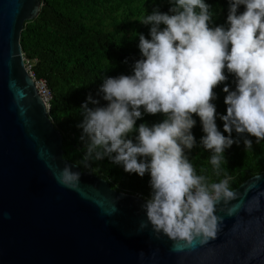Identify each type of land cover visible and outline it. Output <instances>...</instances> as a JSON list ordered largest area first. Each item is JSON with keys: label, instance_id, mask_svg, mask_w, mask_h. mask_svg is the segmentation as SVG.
<instances>
[{"label": "trees", "instance_id": "trees-1", "mask_svg": "<svg viewBox=\"0 0 264 264\" xmlns=\"http://www.w3.org/2000/svg\"><path fill=\"white\" fill-rule=\"evenodd\" d=\"M19 43L63 157L116 191L165 204L264 172V0H40Z\"/></svg>", "mask_w": 264, "mask_h": 264}, {"label": "water", "instance_id": "water-1", "mask_svg": "<svg viewBox=\"0 0 264 264\" xmlns=\"http://www.w3.org/2000/svg\"><path fill=\"white\" fill-rule=\"evenodd\" d=\"M39 7L0 0V264H264V172L180 210L63 157L19 43Z\"/></svg>", "mask_w": 264, "mask_h": 264}, {"label": "built area", "instance_id": "built-area-1", "mask_svg": "<svg viewBox=\"0 0 264 264\" xmlns=\"http://www.w3.org/2000/svg\"><path fill=\"white\" fill-rule=\"evenodd\" d=\"M26 66L30 71L29 65ZM30 74L32 75V72H30ZM35 84L39 95L42 97L43 101L48 106L49 101L51 99V91L42 79H35ZM223 193L224 182L218 184L214 190L207 193L200 191L198 188H193L186 197L181 199L170 198L164 205L171 209H197L203 206L204 204L208 203L209 201L215 199L216 197L222 195Z\"/></svg>", "mask_w": 264, "mask_h": 264}, {"label": "clouds", "instance_id": "clouds-1", "mask_svg": "<svg viewBox=\"0 0 264 264\" xmlns=\"http://www.w3.org/2000/svg\"><path fill=\"white\" fill-rule=\"evenodd\" d=\"M215 60H216V58H214L213 60H211L207 65L213 64V63L215 62ZM207 65H206V66H207ZM220 184H221V183H220ZM216 186H217V185H216ZM194 188H197V187H194ZM225 192H227V191L224 190V193H225ZM139 197H140V196H139ZM185 197H186V196H185ZM183 198H184V197H183ZM162 205H164V204H162ZM164 206H165V205H164Z\"/></svg>", "mask_w": 264, "mask_h": 264}]
</instances>
